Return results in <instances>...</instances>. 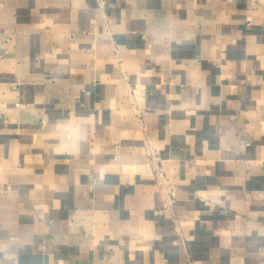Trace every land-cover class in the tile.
I'll return each mask as SVG.
<instances>
[{"label": "crops", "instance_id": "0c3cea01", "mask_svg": "<svg viewBox=\"0 0 264 264\" xmlns=\"http://www.w3.org/2000/svg\"><path fill=\"white\" fill-rule=\"evenodd\" d=\"M0 264H264V0H0Z\"/></svg>", "mask_w": 264, "mask_h": 264}, {"label": "built area", "instance_id": "2783aa9c", "mask_svg": "<svg viewBox=\"0 0 264 264\" xmlns=\"http://www.w3.org/2000/svg\"><path fill=\"white\" fill-rule=\"evenodd\" d=\"M146 153L148 163L153 168L155 182L163 193L166 204L172 206L176 200V184L169 178L159 152L148 145Z\"/></svg>", "mask_w": 264, "mask_h": 264}]
</instances>
